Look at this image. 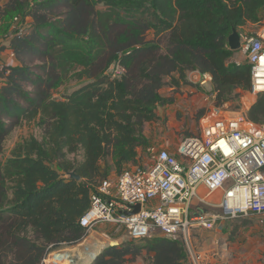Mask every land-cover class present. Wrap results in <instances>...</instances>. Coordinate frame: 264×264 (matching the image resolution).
I'll return each mask as SVG.
<instances>
[{
    "label": "trees",
    "instance_id": "obj_1",
    "mask_svg": "<svg viewBox=\"0 0 264 264\" xmlns=\"http://www.w3.org/2000/svg\"><path fill=\"white\" fill-rule=\"evenodd\" d=\"M263 11L264 0H6L4 16L32 22L8 41L20 64L0 70V264H43L84 238L79 219L105 177L100 163L110 159L122 171L137 162L145 122L157 118L158 104L173 102L160 93L165 77L178 87L190 83V71L209 74L216 106L249 91L250 65L228 63L227 39L261 23ZM111 65L123 72L112 77ZM72 81L84 83L54 97ZM261 116L264 94L246 117L260 124ZM22 122H34L40 138L22 139L3 158ZM145 255L149 264H180L186 253L180 240L157 234L108 245L90 264Z\"/></svg>",
    "mask_w": 264,
    "mask_h": 264
},
{
    "label": "built area",
    "instance_id": "obj_2",
    "mask_svg": "<svg viewBox=\"0 0 264 264\" xmlns=\"http://www.w3.org/2000/svg\"><path fill=\"white\" fill-rule=\"evenodd\" d=\"M239 34V51L250 65L248 93L255 99L264 94V24L253 34ZM109 72L117 77L123 70L111 65ZM202 76L203 82L211 78ZM248 124L242 126V116L208 111L200 118V135L186 138L174 152L149 147L151 163L125 167L113 192L110 182L102 180L79 224L86 233L110 224L123 228L131 240L159 233L187 245L194 230H212L235 218L255 217L263 224L264 123ZM138 203L139 211L131 213ZM196 254L190 250L193 263L199 264ZM53 256L72 261L66 253L49 252L42 263Z\"/></svg>",
    "mask_w": 264,
    "mask_h": 264
},
{
    "label": "rangeland",
    "instance_id": "obj_3",
    "mask_svg": "<svg viewBox=\"0 0 264 264\" xmlns=\"http://www.w3.org/2000/svg\"><path fill=\"white\" fill-rule=\"evenodd\" d=\"M5 2L6 0H0V70L2 68L1 65L16 66L17 64H20L14 56L12 50H10L8 41L13 32L16 30L26 28L25 32H29L31 29V26L29 24L32 22V18L30 16L26 17L24 20H22L18 16L12 18L4 16L2 13V7ZM263 24L264 11L261 23H248L242 30L240 28L239 32H247L253 34ZM150 38L151 35H148L147 39ZM235 54L237 56H241L239 50L235 51ZM237 60L239 62H245L244 57H242L241 59L237 57ZM34 61L35 60L31 61V64H33ZM234 61L236 60H234L233 58H229L228 63L234 64ZM1 81L2 79H0V85ZM82 83H84V81H72L66 85H63L54 92V97L61 99L68 95L72 90L80 86ZM172 86L174 85L171 84L170 78L165 77V85L162 87L160 93L164 97H172L173 102L171 104H158L155 107L157 118L145 122L144 131L145 133H147L148 143L145 147H139L137 149L138 159L135 165L151 163L152 154L150 155V152L148 151V148L151 146L155 148V151L160 148H168L171 152H174L179 144L186 138L200 135V118L205 113L214 108L221 110L223 112V115L226 117L242 116V126L246 127V124L248 123V119L246 117L247 113L250 107L256 101V98L254 99L253 95L249 93L246 94V92L243 93L244 96H241L238 101H229L222 106H216L215 101L211 104L209 103V101H205L206 107L203 108V114L198 117L200 108L196 109V106L194 107L191 105V97L198 92L203 93V87L197 85V88L199 89L198 91L184 94L183 92H180V90L176 87L175 89L171 88ZM204 87L207 90L208 88H210V86L207 85H204ZM183 94L184 102H186L187 100L189 101V110L185 111L186 113L182 112L180 106L175 104L176 98L178 96H182ZM200 97L203 98V95ZM208 104H210L209 108ZM260 121V124L264 123V116L260 117ZM253 124L258 125L256 123ZM30 135H33L37 138H40L41 136V130L35 125L34 122H22L12 127L7 139L4 142V150L2 153L3 158L9 156L10 150L17 142L29 137ZM72 156L73 155H70L69 157L71 158ZM100 164L101 173L105 175L102 180L106 179L110 182L113 192V187L121 170L115 169L110 159L102 161ZM66 176L68 175L66 174ZM215 228V231H217L215 233V240L217 241L215 247L219 251V255L213 257L218 258V261L212 260L210 262H206V257H204L203 252L199 253L200 248L203 247L202 240L200 238V232L205 230L197 229L192 232L188 245L183 243L186 255L180 264H194L190 255V250L196 251L199 264H264V225H260L256 220L250 217H239L235 218V220L233 219L225 221L223 224L215 226ZM235 228L237 229V231L233 234V230ZM214 229H212V231H214ZM126 240H129V238L123 228H118L117 226L110 224H103L94 227V229L91 231H88L84 238H82L77 243H82L78 247L81 250L80 255L82 257V255H85V252L90 253V250L96 247L115 245ZM70 246L64 247L70 248ZM64 247H62V249H66ZM55 253H66L70 256V259L72 261L61 260L63 261L62 264L66 262V264H80L81 262L80 258L72 254L71 251H61L60 249L59 252L57 251ZM91 253V256H93L95 252ZM52 258L54 262L52 261L51 264L59 263V261H57L54 256ZM148 259V255H145L137 260V262H135L134 264H149Z\"/></svg>",
    "mask_w": 264,
    "mask_h": 264
},
{
    "label": "crops",
    "instance_id": "obj_4",
    "mask_svg": "<svg viewBox=\"0 0 264 264\" xmlns=\"http://www.w3.org/2000/svg\"><path fill=\"white\" fill-rule=\"evenodd\" d=\"M243 28L244 27H242L241 30ZM237 57L239 59H241L244 56L242 54H241V56H237L235 54V51H234L233 54H232V56L230 58L231 59L233 58L234 60H236L234 62L237 63V64L238 63H243V62H239L237 60ZM186 78H187L188 82H190V83H186V84L181 83L178 87L177 86H172L171 88L175 89V87H176V88H178L180 90V92H183L185 94V93H192V92L198 91L199 89L197 88L196 85H198L200 87H203L202 88V91H204L203 93L202 92H198L195 95H192V97H191V105L194 106V107L196 106L197 107L196 109H199V108L200 109H203L204 107H206L205 106V101H209L210 104L212 102H214V100L212 99V93L213 92H212L211 78L210 79L207 78V79L204 80L205 82H203L204 77L199 72H197V71H190V72H188L187 75H186ZM204 85L210 86V88H208V90H207L204 87ZM247 93L248 92L246 91V94ZM184 94L182 96H178L176 98V103L175 104L178 105V106H180L182 112L186 113L185 111H188L189 110V104H188L189 101L187 100L186 102H184ZM202 95H203V98L200 97ZM243 96L244 95L242 94V97ZM174 102H175V98H174ZM210 104H208V108L210 107ZM246 125L248 126L249 124L247 123ZM144 135H145L146 138H148L147 133H145V131H144ZM137 159H138V154H137ZM133 165H135V164H131L130 163V164L127 165V167H130V166H133ZM204 189L205 188L202 186V191ZM252 218L254 220H256L255 217H252ZM260 225H264V223L263 224H260ZM215 229H214V231H212V230H205V231H201L200 232V234H201L200 238L202 240V246L203 247L200 248L199 253L200 252H203L204 257H206L205 258L206 262H210L212 260L218 261V258H216V257L214 258L213 257V256H218L219 255V251L215 247L216 246V242H217L215 240L216 239V237H215L216 234L215 233L217 232V231H215ZM210 231H212V232H210ZM80 244H82V243L80 242ZM80 244L77 243V244H75L73 246H70V248L64 247L66 249L59 248V249H57L55 251H51L50 253L53 254V253H55L57 251L59 252L60 249H61V251H67V252H70L71 251L72 254H74L75 256H77V257L80 258V260H81L80 264H88V263L90 264L91 261H92V259L95 257V255H97L104 248V247H96L94 249H91L90 248L91 249L90 250V253L85 252V255H82V257H81V255H80L81 254L80 253L81 250H80V248H78ZM215 249H216V252H215ZM91 252H95L93 256H91V254H92ZM52 261L54 262L53 258H51V257L48 258L47 264H51ZM62 262L63 261H59L58 264H62ZM135 262H137V260L136 261H133V262H129L127 264H134ZM63 264H66V263H63Z\"/></svg>",
    "mask_w": 264,
    "mask_h": 264
},
{
    "label": "water",
    "instance_id": "obj_5",
    "mask_svg": "<svg viewBox=\"0 0 264 264\" xmlns=\"http://www.w3.org/2000/svg\"><path fill=\"white\" fill-rule=\"evenodd\" d=\"M227 43H228V47L230 50H232V51L239 50V48H240V34H239L238 30H236V29L232 30V33L228 36ZM67 175L70 178H74L76 180L80 179V176L75 174L73 171L68 172ZM139 209H140V204L138 203V204L133 206V210L131 213H136L139 211Z\"/></svg>",
    "mask_w": 264,
    "mask_h": 264
},
{
    "label": "bare ground",
    "instance_id": "obj_6",
    "mask_svg": "<svg viewBox=\"0 0 264 264\" xmlns=\"http://www.w3.org/2000/svg\"><path fill=\"white\" fill-rule=\"evenodd\" d=\"M64 261H67V259L66 258H64ZM67 263V262H66Z\"/></svg>",
    "mask_w": 264,
    "mask_h": 264
}]
</instances>
